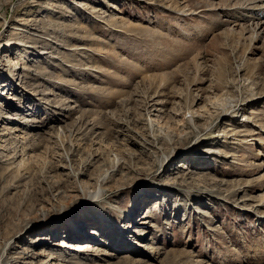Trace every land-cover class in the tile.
Here are the masks:
<instances>
[{
	"label": "rangeland",
	"instance_id": "1",
	"mask_svg": "<svg viewBox=\"0 0 264 264\" xmlns=\"http://www.w3.org/2000/svg\"><path fill=\"white\" fill-rule=\"evenodd\" d=\"M1 70L0 264H264V0H0Z\"/></svg>",
	"mask_w": 264,
	"mask_h": 264
},
{
	"label": "bare ground",
	"instance_id": "2",
	"mask_svg": "<svg viewBox=\"0 0 264 264\" xmlns=\"http://www.w3.org/2000/svg\"><path fill=\"white\" fill-rule=\"evenodd\" d=\"M260 1V0H259ZM5 46H7V44H5ZM18 65V61L15 63V66H14V68H13V72H14V74H12V76L13 75H15V67ZM20 68L21 67H19V68H17L18 70H20ZM0 76L3 78L4 76H5V71H3V70H1L0 71ZM4 81H5V79H4ZM0 90L2 91V92H4L5 90H6V88H7V84H5V82L3 83V81H2V84H0ZM132 211H134V209H132ZM45 215H47V214H42V215H40V217H36V218H34V219H38V218H40V219H38V220H36L32 225H29L28 223V225L25 227V228H20L17 232H16V236H17V240H21L22 239V235L24 234V233H27L26 231L27 230H33V228L35 227V226H41V224L43 223V216H45ZM98 217L100 218V220H102L103 221V224H104V222H106L107 220H108V218L105 216V214L103 213V212H101V213H98ZM61 218V214H57V213H53V215L51 216V217H49V219H48V221H49V224H52L53 222L54 223H58V222H60V223H62L66 228H68L71 232H77L78 230H79V227L77 226V223L76 222H73V221H71L72 219L71 218H66V217H64V218H62V219H60ZM61 220V221H59V220ZM33 220V219H32ZM105 220V221H104ZM113 222L117 225V226H119V227H122V224H123V222L122 221H120L119 219H113ZM108 223V222H107ZM126 230H128V229H130L131 227H130V224H127L126 225ZM102 230H104L103 232H102V234L101 235H105L106 234V232H105V228L104 229H102ZM92 231H94V230H92ZM32 232V231H31ZM91 235H93V234H91ZM91 235H90V237H91ZM97 235L98 234H96V235H94V236H96L97 237ZM39 240H41V239H39ZM43 240H46V239H43ZM98 242H102V241H98ZM6 248H8L9 250H12V249H14L13 247H12V245H11V243H8V245L6 244V247L3 249V252L6 250ZM6 252V251H5ZM5 252H4V254H3V256H2V264H18L19 263V261L24 257L23 256V254H18V256L16 257V258H10V259H7L6 257H5ZM7 256V255H6ZM52 259H54L53 257H50V260H52ZM28 263H30V261H28ZM27 263V264H28Z\"/></svg>",
	"mask_w": 264,
	"mask_h": 264
}]
</instances>
